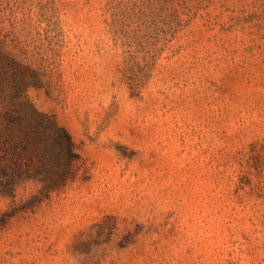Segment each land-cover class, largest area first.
I'll return each instance as SVG.
<instances>
[{"label":"rangeland","instance_id":"obj_1","mask_svg":"<svg viewBox=\"0 0 264 264\" xmlns=\"http://www.w3.org/2000/svg\"><path fill=\"white\" fill-rule=\"evenodd\" d=\"M0 51L81 156L0 264H264V0H0Z\"/></svg>","mask_w":264,"mask_h":264},{"label":"trees","instance_id":"obj_2","mask_svg":"<svg viewBox=\"0 0 264 264\" xmlns=\"http://www.w3.org/2000/svg\"><path fill=\"white\" fill-rule=\"evenodd\" d=\"M28 72L0 51V190L15 196L22 181L37 180L41 188L34 205L75 179L81 156L55 115L31 101Z\"/></svg>","mask_w":264,"mask_h":264}]
</instances>
